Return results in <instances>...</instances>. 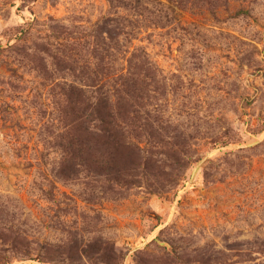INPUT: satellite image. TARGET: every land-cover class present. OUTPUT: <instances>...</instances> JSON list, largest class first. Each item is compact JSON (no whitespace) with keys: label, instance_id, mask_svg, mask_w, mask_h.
<instances>
[{"label":"rangeland","instance_id":"obj_1","mask_svg":"<svg viewBox=\"0 0 264 264\" xmlns=\"http://www.w3.org/2000/svg\"><path fill=\"white\" fill-rule=\"evenodd\" d=\"M113 1L0 0V264H264V0ZM107 36L156 64L110 176L63 163L50 90Z\"/></svg>","mask_w":264,"mask_h":264},{"label":"trees","instance_id":"obj_2","mask_svg":"<svg viewBox=\"0 0 264 264\" xmlns=\"http://www.w3.org/2000/svg\"><path fill=\"white\" fill-rule=\"evenodd\" d=\"M167 1L173 5L172 13L176 7L182 10V0ZM109 3L113 6L114 1ZM134 3L135 8L142 6V0L120 1L127 8ZM105 22H112L111 18ZM86 43L74 38L65 47L72 52V63L61 67L59 63L67 61L55 62L61 71L68 70L71 80L56 82L50 89L61 127L53 142L65 165L97 167L102 175H118L123 170L136 168V149L140 150L137 140L151 126L150 118L142 116L136 103L148 99L146 90L156 83V64L141 47L122 52L121 41L118 42L116 36H107L106 39L96 37L94 46L89 49L90 61L77 68L76 55ZM113 48L119 49V56L110 52ZM46 72L49 75V71ZM123 152L130 154L125 162L119 158ZM26 255H29L28 250Z\"/></svg>","mask_w":264,"mask_h":264}]
</instances>
